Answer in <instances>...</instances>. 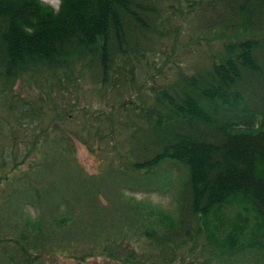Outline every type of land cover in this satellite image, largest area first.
Listing matches in <instances>:
<instances>
[{
    "label": "trees",
    "instance_id": "16d2710c",
    "mask_svg": "<svg viewBox=\"0 0 264 264\" xmlns=\"http://www.w3.org/2000/svg\"><path fill=\"white\" fill-rule=\"evenodd\" d=\"M74 142L122 159L136 188L165 162L187 177L176 224L100 225L107 248L73 264H180L190 243L200 264H264V0H0L2 263L63 251L52 236L74 226L89 237L72 215L103 205Z\"/></svg>",
    "mask_w": 264,
    "mask_h": 264
},
{
    "label": "rangeland",
    "instance_id": "374dc122",
    "mask_svg": "<svg viewBox=\"0 0 264 264\" xmlns=\"http://www.w3.org/2000/svg\"><path fill=\"white\" fill-rule=\"evenodd\" d=\"M43 3L51 6L53 9H57L60 3V0H40ZM184 48V47H183ZM182 49L180 48V51ZM179 51V52H180ZM114 155V154H113ZM74 156H75V166L80 172L79 176L80 183L87 179L89 183H95L100 190L98 193V198H100L101 204L105 207L107 205L113 204L112 208H103L99 206L98 210L93 213V216H90L89 213L84 211L77 215H72V217L85 219V224L83 220H80L84 224L86 232L84 236L86 238H81L80 234H75L78 232V228L74 226L72 228L74 238L69 240L63 238L58 232L55 233L57 237H53V243L56 247H61L59 249L63 251H57L55 254L48 253H38L40 259L37 264H73L76 263L75 260L71 259L70 253L75 252V249L84 251L89 247H92L94 244L98 243V252H101L104 248H107V238L108 234L100 231V225H104L106 228L110 226H121L124 222V217H131L134 222L133 231L136 232L138 227H141L142 224L152 225L155 228L163 229L168 226L170 223L176 224L178 222L179 216V199H180V189L183 183V180L187 177L180 166L173 164L171 162L163 163L158 169L157 173H154L155 179H157L154 185H151V188L148 190L144 189V184L139 188H136L134 185L136 174L133 172H122L125 171L121 169V166L118 165L122 161L120 158H115L111 160L110 157L104 158L100 154L90 153L80 144L74 142ZM113 158V157H112ZM56 167H54L55 169ZM53 169V171H54ZM60 171V168H58ZM75 171V170H73ZM33 174H47L46 168H38ZM151 176V179L154 178ZM139 184L144 183L142 180L144 178L140 176ZM43 185L51 186L50 184H56V177L48 178L43 177ZM47 179V180H46ZM52 179V180H51ZM139 179V178H138ZM78 181H69L66 185L67 191L70 188H77ZM80 186V185H79ZM134 187V188H132ZM72 189V190H73ZM22 201L25 202L24 198ZM149 213L150 216L147 214ZM38 215L34 213L33 215ZM123 215V216H122ZM44 216V215H43ZM46 219V216H44ZM113 227V228H114ZM164 230V229H163ZM119 231V230H118ZM132 233V232H131ZM140 233V232H136ZM123 235V234H122ZM132 239V235H125L124 238ZM139 243L133 241L135 247L139 246ZM262 247L264 248V241L261 242ZM130 246V244L128 245ZM191 249H185L183 251V261H178L180 264H200L202 261H210L209 254L200 256V247L197 244L190 243ZM87 247V248H86ZM149 252H152L154 247L147 249ZM192 253H189V251ZM13 253V250H10ZM83 253H80L82 255ZM99 254V253H98ZM192 254V255H190ZM35 255V254H33ZM76 255V254H75ZM8 264L7 260L5 263ZM88 264H106L102 257L91 259Z\"/></svg>",
    "mask_w": 264,
    "mask_h": 264
},
{
    "label": "clouds",
    "instance_id": "9594fccd",
    "mask_svg": "<svg viewBox=\"0 0 264 264\" xmlns=\"http://www.w3.org/2000/svg\"><path fill=\"white\" fill-rule=\"evenodd\" d=\"M31 30L29 29V32H30Z\"/></svg>",
    "mask_w": 264,
    "mask_h": 264
}]
</instances>
